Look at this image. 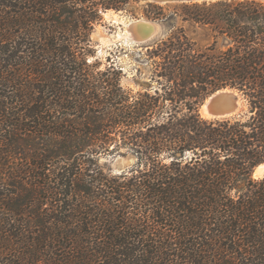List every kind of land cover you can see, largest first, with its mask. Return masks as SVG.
Returning a JSON list of instances; mask_svg holds the SVG:
<instances>
[{
  "label": "trees",
  "instance_id": "16d2710c",
  "mask_svg": "<svg viewBox=\"0 0 264 264\" xmlns=\"http://www.w3.org/2000/svg\"><path fill=\"white\" fill-rule=\"evenodd\" d=\"M109 10L206 44L172 29L134 92L90 59ZM227 87L243 112L200 116ZM263 162L264 0H0V264H264Z\"/></svg>",
  "mask_w": 264,
  "mask_h": 264
},
{
  "label": "rangeland",
  "instance_id": "374dc122",
  "mask_svg": "<svg viewBox=\"0 0 264 264\" xmlns=\"http://www.w3.org/2000/svg\"><path fill=\"white\" fill-rule=\"evenodd\" d=\"M143 2L145 1L143 0ZM155 4L162 6L164 13L167 15L172 14L180 2ZM106 12L102 14V19L94 25L91 32V42L95 49V54L90 59L98 58L102 63L101 67L108 63V58L114 60L123 69L122 85L127 89H132L134 92L142 87L141 84L150 82L155 62L159 61L158 57H150V51L155 49L172 29L183 27L190 36L197 38L200 45L206 44V41L201 40L203 35L200 30L182 22L179 17H176L175 20L169 19L165 21L163 19H147L140 13L133 17L127 13L115 11L105 16ZM135 19H144L156 23V34L144 43H134L127 31V26L129 21ZM153 86H157V84L153 83ZM100 162L115 173L112 170L115 164L128 169L134 164L135 158L130 153L117 154L115 156L108 155L101 156Z\"/></svg>",
  "mask_w": 264,
  "mask_h": 264
},
{
  "label": "water",
  "instance_id": "95a60500",
  "mask_svg": "<svg viewBox=\"0 0 264 264\" xmlns=\"http://www.w3.org/2000/svg\"><path fill=\"white\" fill-rule=\"evenodd\" d=\"M151 3L167 2H207L213 0H144ZM128 30L131 32V40L134 43H144L150 40L157 32V24L144 19L129 21ZM245 102L243 96L236 89L222 88L209 94L200 104L198 112L200 116L208 119L225 118L238 115L243 112ZM116 161V160H115ZM114 161V162H115ZM126 168L115 164L112 170L120 173ZM254 178L264 176V162L256 165L251 172Z\"/></svg>",
  "mask_w": 264,
  "mask_h": 264
},
{
  "label": "bare ground",
  "instance_id": "6f19581e",
  "mask_svg": "<svg viewBox=\"0 0 264 264\" xmlns=\"http://www.w3.org/2000/svg\"><path fill=\"white\" fill-rule=\"evenodd\" d=\"M110 12H112V11H108V12H106V13H105V16H108V14H109ZM128 25H129V22H128ZM127 31L129 32L130 37H131L132 34H131V32L128 30V26H127ZM133 42H134V41H133Z\"/></svg>",
  "mask_w": 264,
  "mask_h": 264
}]
</instances>
